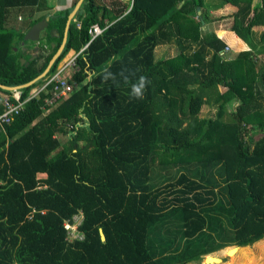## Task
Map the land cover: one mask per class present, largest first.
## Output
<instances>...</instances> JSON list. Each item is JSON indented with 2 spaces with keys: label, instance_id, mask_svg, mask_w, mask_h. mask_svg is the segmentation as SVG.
Masks as SVG:
<instances>
[{
  "label": "trees",
  "instance_id": "16d2710c",
  "mask_svg": "<svg viewBox=\"0 0 264 264\" xmlns=\"http://www.w3.org/2000/svg\"><path fill=\"white\" fill-rule=\"evenodd\" d=\"M78 1L0 0L1 85L44 73ZM221 1L250 50L225 53L204 0H84L50 72L18 90L26 100L74 50L70 92L49 113L47 93L27 100L0 133V264H193L264 239V32L253 30L264 0ZM23 10L28 27L49 18L39 42L11 24ZM95 24L104 31L90 42ZM165 45L178 53L158 58ZM124 69L150 80L142 100ZM105 70L117 81L104 83ZM205 106L214 113L201 117Z\"/></svg>",
  "mask_w": 264,
  "mask_h": 264
},
{
  "label": "built area",
  "instance_id": "2783aa9c",
  "mask_svg": "<svg viewBox=\"0 0 264 264\" xmlns=\"http://www.w3.org/2000/svg\"><path fill=\"white\" fill-rule=\"evenodd\" d=\"M78 28H80V23H78ZM103 31L104 29L99 25H93L89 30V34L91 36L90 42L100 36ZM228 50L229 48L227 47L226 51ZM78 55L79 53L71 50L69 55H67L68 57H64V59L59 63L55 73L49 75L41 86L33 89L26 100L21 99V93L18 91H14L12 95L5 94L3 96L4 110L0 112V133L4 132L5 127L12 122L13 117L23 110L27 100L37 97L40 93L45 92L48 94V96L45 98V105L48 107L45 110L46 113H49L52 108L60 103V101L66 97L71 90L69 81L72 79L74 73L78 70ZM82 220L83 213L80 212L74 217L73 224H66V227L69 229V235L71 239L82 238V235L78 232V227Z\"/></svg>",
  "mask_w": 264,
  "mask_h": 264
},
{
  "label": "crops",
  "instance_id": "0c3cea01",
  "mask_svg": "<svg viewBox=\"0 0 264 264\" xmlns=\"http://www.w3.org/2000/svg\"><path fill=\"white\" fill-rule=\"evenodd\" d=\"M49 1L51 4L54 5L55 9H58L60 7L62 8L71 7L73 5L72 4L73 0H49ZM260 2H263V1L254 0V6L260 4ZM204 4H206L208 8H210V11L208 12V18L210 19L207 24L208 31L215 33L216 36L226 44V47H228L229 50L228 51L225 50L226 51L225 53H227V55L232 56L236 53L250 50L248 45L235 32L231 31V26L233 24V21H232L233 15L237 12V8L231 4H224L223 6H221L222 4L221 0H204ZM14 12L15 11H13L10 17L11 24H13L15 27L23 28V30L25 31V35H26V33L31 29V27L26 26L27 22L23 20L24 16H22V14L17 15L16 14L17 12L16 13ZM253 30L256 33V36L258 37L260 36V34L264 32V26H256ZM220 32H224V34L220 36L219 35ZM43 33L44 31L41 32L40 38L43 36ZM157 49L163 50L165 52L167 50H171L170 57H173L178 53V50L174 45L159 46L157 47ZM161 57L170 58L169 56H161ZM260 57H264V55ZM222 89H224L225 91V88L220 87L221 91ZM4 95L5 94L0 92L1 97H3ZM213 113L214 111L210 110V115H212ZM213 255L214 254H211L208 256H213ZM204 262H205V259H204ZM202 263L203 261L201 263H193V264H202Z\"/></svg>",
  "mask_w": 264,
  "mask_h": 264
},
{
  "label": "water",
  "instance_id": "95a60500",
  "mask_svg": "<svg viewBox=\"0 0 264 264\" xmlns=\"http://www.w3.org/2000/svg\"><path fill=\"white\" fill-rule=\"evenodd\" d=\"M84 2V0H79L77 2V4L75 5L74 9L72 10V12L70 13L69 17H68V21H67V24H66V29H65V33H64V39H63V42L60 46V48L58 49L57 53L53 56V58L51 59V61L49 62V65L48 67L46 68V70L44 71V73H42V75H40L38 78H36L35 80H33L32 82L26 84V85H23V86H18V87H7V86H3L0 84V88L2 89H5V90H8V91H18L22 88H25V87H29L31 85H33L35 82L43 79L44 77H46V75L50 72L52 66L55 64V62L57 61V59L60 57V55L62 54L65 46H66V43H67V37H68V31H69V28H70V24L72 22V20L74 19L75 15L78 13V11L80 10L81 8V5L82 3ZM48 21H49V18H46L45 20L43 21H40L36 24H34L31 29L26 33L25 35V40L28 41H34V42H39L40 40V34L42 31H44L47 26H48ZM37 50V48H36ZM36 56H33L30 61L34 60ZM22 63L25 62L24 59L21 60ZM29 64V62L27 63V65ZM238 247H233L232 250L228 251V254L230 255L231 252L237 250ZM216 261V262H219L221 263V259L219 258H213V257H206L205 258V263L206 264H209V261ZM213 263V262H212Z\"/></svg>",
  "mask_w": 264,
  "mask_h": 264
},
{
  "label": "rangeland",
  "instance_id": "374dc122",
  "mask_svg": "<svg viewBox=\"0 0 264 264\" xmlns=\"http://www.w3.org/2000/svg\"><path fill=\"white\" fill-rule=\"evenodd\" d=\"M74 1H76V0H73V3H74ZM25 12H26V10H23V12L18 13V14H22V16H24ZM14 13H16V12H14ZM23 20H24V17H23ZM67 55H69V53ZM67 55L65 56L66 58L68 57ZM156 55L158 58L161 56H169L170 57L171 56V50H167L165 52L163 50L156 49ZM261 59L264 60V57H262ZM222 91H224V89H222ZM209 115H210V109L208 107H203L202 111H201V117H205V116H209ZM260 136L261 135H259V134H254V137H255L254 139L256 140ZM261 246H264V239L259 241L258 243H255L254 245L250 246L249 248L248 247H242V248H248V253L246 255V259L252 258V259H254L256 264H264V254L261 253V251H260ZM242 248H238V249H242ZM232 249H233V247L231 246V247L225 248L224 250H221V251L214 253L215 256L214 255L213 256L216 258L222 259V261H221V263H211V264H243L246 261V259H244L243 257L242 258L239 257L241 254L240 252L236 255L235 259L232 258V256H234V255H229L227 253L229 250H232ZM202 264H206L204 262V260H203Z\"/></svg>",
  "mask_w": 264,
  "mask_h": 264
},
{
  "label": "clouds",
  "instance_id": "9594fccd",
  "mask_svg": "<svg viewBox=\"0 0 264 264\" xmlns=\"http://www.w3.org/2000/svg\"><path fill=\"white\" fill-rule=\"evenodd\" d=\"M127 70L124 69L119 73V77L124 83H130V98L133 100H142L144 98L147 87L151 83L147 76L140 75L134 81L129 80V76L126 74ZM117 81V74L111 72L110 70H105L103 74V82Z\"/></svg>",
  "mask_w": 264,
  "mask_h": 264
},
{
  "label": "bare ground",
  "instance_id": "6f19581e",
  "mask_svg": "<svg viewBox=\"0 0 264 264\" xmlns=\"http://www.w3.org/2000/svg\"><path fill=\"white\" fill-rule=\"evenodd\" d=\"M207 257H211V256H207Z\"/></svg>",
  "mask_w": 264,
  "mask_h": 264
}]
</instances>
